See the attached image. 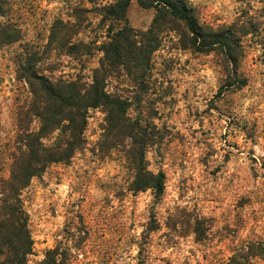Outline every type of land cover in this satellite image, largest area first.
<instances>
[{
	"label": "rangeland",
	"instance_id": "obj_1",
	"mask_svg": "<svg viewBox=\"0 0 264 264\" xmlns=\"http://www.w3.org/2000/svg\"><path fill=\"white\" fill-rule=\"evenodd\" d=\"M115 1L0 0L4 177L19 111L33 99L18 77L27 56L36 54L48 76L89 82L113 31L152 27L159 37L145 83L123 71L107 78L106 89L156 132L146 159L165 174L164 193L132 189L129 140L108 136L104 108H90L85 147L50 164L22 193L33 241L27 264H264V0H187L199 26L237 30L233 62L220 50L191 49L187 28L157 3L131 0L124 19H103L100 7ZM72 24L65 41L88 45L75 54L59 40Z\"/></svg>",
	"mask_w": 264,
	"mask_h": 264
},
{
	"label": "trees",
	"instance_id": "obj_2",
	"mask_svg": "<svg viewBox=\"0 0 264 264\" xmlns=\"http://www.w3.org/2000/svg\"><path fill=\"white\" fill-rule=\"evenodd\" d=\"M130 1L117 0L100 7L102 18L124 19ZM138 2L143 6L157 3L161 5L158 8L160 13L182 22L191 34L188 43L194 51L220 50L226 60L235 61L234 53L241 38L236 37L237 30H233L232 26L222 30L199 26L187 0ZM158 21L159 14L155 17L154 24ZM75 25L63 26L65 31L59 39L61 47H65L69 54L78 53L82 46L88 47L82 42L65 41V32L67 29L72 30ZM151 30L152 27L147 32L136 33L134 28L124 25L109 34V40L102 47L104 55L100 66L93 70L89 82L80 76L66 79L42 73L36 54L27 56L19 64L18 77L29 84L33 99L27 108L19 111V133L15 140V149L10 154L9 175L0 176V264H27L33 241L28 229V214L24 208L22 193L31 180L41 176L50 164L67 163L76 152L85 147L84 131L90 108H104L108 136L129 140L126 153L134 169L132 189H152L157 197L164 193L165 174L148 169L146 159V150L154 143L156 132L141 120L132 119L127 113L126 101L106 89L107 78L113 73L121 74L123 71L139 80L140 84L145 83L151 68V55L159 43L158 36L150 35ZM239 33L244 36L248 31L239 30ZM54 67L53 65L50 69H45L51 71ZM31 118L39 120L37 131L30 127ZM56 131L58 134L54 141L46 144L44 139Z\"/></svg>",
	"mask_w": 264,
	"mask_h": 264
}]
</instances>
